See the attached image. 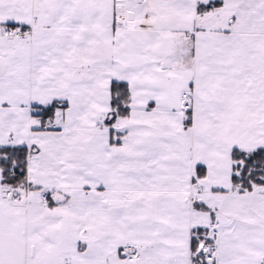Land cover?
<instances>
[{"label": "snow or ice", "instance_id": "obj_1", "mask_svg": "<svg viewBox=\"0 0 264 264\" xmlns=\"http://www.w3.org/2000/svg\"><path fill=\"white\" fill-rule=\"evenodd\" d=\"M0 264H264V0H0Z\"/></svg>", "mask_w": 264, "mask_h": 264}]
</instances>
